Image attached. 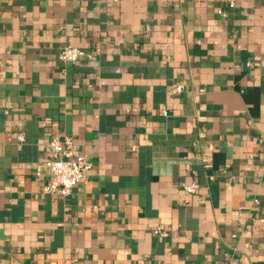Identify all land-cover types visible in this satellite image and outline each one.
Wrapping results in <instances>:
<instances>
[{
	"label": "crops",
	"instance_id": "crops-1",
	"mask_svg": "<svg viewBox=\"0 0 264 264\" xmlns=\"http://www.w3.org/2000/svg\"><path fill=\"white\" fill-rule=\"evenodd\" d=\"M0 264H264V0H0Z\"/></svg>",
	"mask_w": 264,
	"mask_h": 264
},
{
	"label": "built area",
	"instance_id": "built-area-1",
	"mask_svg": "<svg viewBox=\"0 0 264 264\" xmlns=\"http://www.w3.org/2000/svg\"><path fill=\"white\" fill-rule=\"evenodd\" d=\"M234 6V2H231ZM82 58L93 59L95 54L75 45H65L59 52V59L63 63H76ZM184 89L182 84L174 86V92L180 93ZM44 160L37 164L35 174L48 178L44 187L48 193H58L68 196L80 181L84 180L90 169L92 161L85 154L77 153L72 137L64 139L56 136L47 141L43 146ZM206 166L212 163V157L204 158ZM199 183H184L183 188L187 193H195L199 189ZM156 232L162 233L160 228Z\"/></svg>",
	"mask_w": 264,
	"mask_h": 264
}]
</instances>
